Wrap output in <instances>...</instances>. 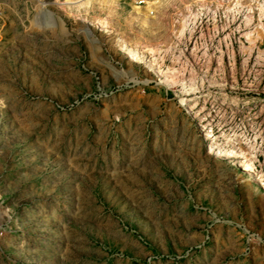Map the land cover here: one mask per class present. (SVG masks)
Wrapping results in <instances>:
<instances>
[{
    "label": "rangeland",
    "instance_id": "374dc122",
    "mask_svg": "<svg viewBox=\"0 0 264 264\" xmlns=\"http://www.w3.org/2000/svg\"><path fill=\"white\" fill-rule=\"evenodd\" d=\"M0 230V264H264V0H0Z\"/></svg>",
    "mask_w": 264,
    "mask_h": 264
},
{
    "label": "built area",
    "instance_id": "2783aa9c",
    "mask_svg": "<svg viewBox=\"0 0 264 264\" xmlns=\"http://www.w3.org/2000/svg\"><path fill=\"white\" fill-rule=\"evenodd\" d=\"M137 7H144L149 10L152 14L156 6L157 0H131ZM3 231L0 230V237L2 236Z\"/></svg>",
    "mask_w": 264,
    "mask_h": 264
},
{
    "label": "bare ground",
    "instance_id": "6f19581e",
    "mask_svg": "<svg viewBox=\"0 0 264 264\" xmlns=\"http://www.w3.org/2000/svg\"><path fill=\"white\" fill-rule=\"evenodd\" d=\"M138 8V7H137ZM243 167H244V169H245V171H251L252 169L249 167V166H247V165H243ZM252 172V171H251Z\"/></svg>",
    "mask_w": 264,
    "mask_h": 264
}]
</instances>
